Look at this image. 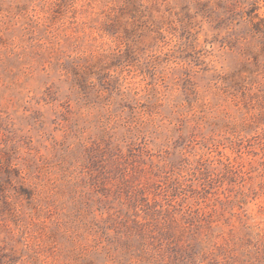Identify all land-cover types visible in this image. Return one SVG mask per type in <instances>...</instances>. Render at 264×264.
I'll list each match as a JSON object with an SVG mask.
<instances>
[{
  "label": "rangeland",
  "instance_id": "obj_1",
  "mask_svg": "<svg viewBox=\"0 0 264 264\" xmlns=\"http://www.w3.org/2000/svg\"><path fill=\"white\" fill-rule=\"evenodd\" d=\"M0 264H264V0H0Z\"/></svg>",
  "mask_w": 264,
  "mask_h": 264
}]
</instances>
